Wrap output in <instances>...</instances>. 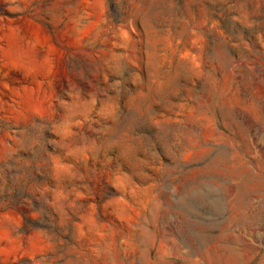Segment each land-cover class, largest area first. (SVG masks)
Returning a JSON list of instances; mask_svg holds the SVG:
<instances>
[{"label":"rangeland","instance_id":"rangeland-1","mask_svg":"<svg viewBox=\"0 0 264 264\" xmlns=\"http://www.w3.org/2000/svg\"><path fill=\"white\" fill-rule=\"evenodd\" d=\"M0 264H264V0H0Z\"/></svg>","mask_w":264,"mask_h":264}]
</instances>
